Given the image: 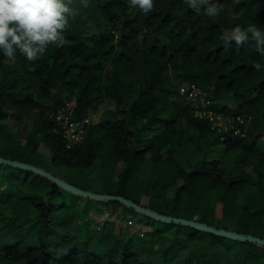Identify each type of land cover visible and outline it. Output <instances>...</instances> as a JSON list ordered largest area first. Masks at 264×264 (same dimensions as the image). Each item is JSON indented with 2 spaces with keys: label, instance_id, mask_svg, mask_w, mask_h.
Listing matches in <instances>:
<instances>
[{
  "label": "trees",
  "instance_id": "16d2710c",
  "mask_svg": "<svg viewBox=\"0 0 264 264\" xmlns=\"http://www.w3.org/2000/svg\"><path fill=\"white\" fill-rule=\"evenodd\" d=\"M221 2L224 10L209 18L182 0H155L147 14L129 0L71 1L76 15L64 46H50L35 61L17 53L12 62L0 53V157L79 172L96 167L105 186L118 189L112 195L130 200L129 188L147 190L161 215L188 203L193 211L212 210L244 236L264 231V73L252 67L264 56L251 39L242 46L226 39V31L250 22L264 31V0ZM193 86L207 91L219 114L233 118L239 134L218 133L210 120L192 114L182 101L183 89ZM68 103L77 120L96 115L103 103L115 109L68 148L52 118ZM246 116L249 126L237 120ZM11 121L22 125L12 127ZM10 168L0 164V264H247L248 245L258 255L257 247H264L230 240L233 255L209 257L190 253L194 248L187 245L189 254L180 257L172 248L179 235L159 227V220L143 219L141 235L150 241L138 242L130 232L115 236L105 226L110 221L103 224L89 213L102 216L100 204L114 205L107 215L118 222L136 210ZM200 234L192 233L190 241ZM209 235L213 246L216 234Z\"/></svg>",
  "mask_w": 264,
  "mask_h": 264
},
{
  "label": "rangeland",
  "instance_id": "374dc122",
  "mask_svg": "<svg viewBox=\"0 0 264 264\" xmlns=\"http://www.w3.org/2000/svg\"><path fill=\"white\" fill-rule=\"evenodd\" d=\"M73 1V0H71ZM98 1V0H97ZM85 4H87V2H85ZM230 32V30L226 31V35ZM90 34H92V32H90ZM188 87H185L183 89V92L187 91ZM188 101V99L184 98L182 102H186ZM222 102H220L221 104ZM223 105H230V102L228 101H224L222 103ZM115 107L110 104V103H103L100 107V111L99 113H97L96 115L90 114L88 116V119L91 120L93 123H98L101 119V117L103 116L104 112L107 110H114ZM10 125H12V127H16L14 125L17 126H21L22 122H10ZM32 125V124H30ZM67 137V141H69V145L73 143V139L69 136ZM41 152L44 153H48V150L45 146L41 147ZM47 156H49V153L46 154ZM35 166V165H33ZM45 167L42 166H35L38 169L51 174L52 176L61 179L63 181H65L66 183L73 185L83 191L86 192H90V193H96L99 195H104V196H114L112 194H114L118 189H111V188H107L105 186V181L104 179H102L101 177L103 176V174L101 173V171H98L97 168L95 167L94 169H92L90 172H79L77 170H70L67 168H53L51 165V168L48 166H46L44 164ZM10 169L15 170V172H19L21 169L19 167H13L10 166ZM121 166L118 167V171L116 174V178H113L112 182L114 184V182H116L115 180L117 179L118 175L122 172V170L120 169ZM109 171V170H108ZM142 172V171H141ZM30 175H35L38 174L34 171L29 170L28 172ZM107 173H112L111 171L107 172ZM145 174H149L148 170L144 169ZM39 175V174H38ZM42 175V174H40ZM44 176V175H42ZM126 194L128 197H130L131 201H133L136 205L143 207L147 210H151L154 212V209H156V205H150V201L152 198L151 194L147 193V190L144 189H140V188H129V191L126 190ZM105 203H107V201H104ZM110 202V201H108ZM97 204V202H95ZM95 204V205H96ZM98 205V204H97ZM100 206H102L105 211L103 212L102 216L101 214H99L97 211H92L91 214L89 213V216L94 218L96 217L97 221L102 222L103 224L107 221L108 224H106L105 226L107 227L108 230H111V232L115 235V236H122V234L124 232L128 233L130 232L131 234L137 235L136 240L138 242H142L145 238L146 241H150V237L145 235H141L142 233L145 232L144 227L146 226V223L144 222L143 219H146L145 216H148L144 213H141L140 211H136L137 213L134 214H130L131 216L129 217V221H121L118 220L114 221L113 217H109L108 215H110L113 211L114 205H110V204H100ZM165 209V205H162ZM181 207H183L181 209ZM181 207L177 208L176 206H171L167 207L165 210V214L163 215L165 217L168 218H178V219H184L187 221H193V222H197V223H201V224H205L208 225L209 227H213L216 230H226V231H232L234 229L233 225H228L225 221L220 220L219 217H217V215H215L213 213V211H209L207 212L208 209H205L204 206H200V207H196V209L193 211L192 207L189 206L188 203H184ZM158 213V212H157ZM108 214V215H107ZM205 214V215H202ZM171 216H177V217H171ZM35 217V215H34ZM116 220V219H115ZM136 222V224L134 223ZM158 223H160L161 228H166L168 231H172V233H177L179 236H177L178 238H176L174 245H173V249H175V252L178 253V255L180 257H183V255L185 254H189V252H187V245H192L191 247L194 248V250H192V248H190V253H196L201 254V253H205L206 255H208L209 257H212L214 254L216 253H221V255L225 256L228 255L229 253H231V255H233L235 253V248L233 250L230 249L229 246H227L228 244L232 245L234 244L231 241H234V239L232 240L231 238L222 236V235H215L216 239H217V243H214L213 246L210 242L211 238L209 237L211 233L208 234V232L205 231H199L194 229L193 227L190 226H186V225H179L176 223H169L167 224L164 221H157ZM139 223V224H137ZM32 224H30L31 227ZM113 229H112V228ZM219 228V229H217ZM195 232H201V234L198 236V238H195L194 240L190 241L189 236L192 233ZM237 233V232H235ZM239 234V233H238ZM254 234V235H253ZM243 235V234H240ZM247 236H252V237H256L259 239H264V231H260L258 233H252L251 235H247ZM152 241V238H151ZM238 241V240H237ZM240 243L241 242H237ZM240 244H236V246H241ZM216 245L218 247H216ZM257 248H260V250L258 249L259 254L262 256H264V247L263 246H258ZM231 250V251H230ZM213 251V252H211ZM2 253V250L0 249V254ZM256 253L255 248H251L248 245V249H247V253H246V259L248 260L247 264H264V257L258 255ZM190 256V255H189ZM206 263H202V264H211L209 262V259L205 260ZM225 261H229V259L225 260ZM192 264H198L197 262H193ZM213 264V262H212Z\"/></svg>",
  "mask_w": 264,
  "mask_h": 264
},
{
  "label": "clouds",
  "instance_id": "9594fccd",
  "mask_svg": "<svg viewBox=\"0 0 264 264\" xmlns=\"http://www.w3.org/2000/svg\"><path fill=\"white\" fill-rule=\"evenodd\" d=\"M197 15L215 18L224 10L221 0H182ZM71 0H0V53L14 62L17 53L28 61L41 58L50 47L60 48L67 43L65 30L70 18L76 12L70 7ZM133 8L145 14L155 7V0H129ZM234 20L240 19L234 13ZM229 43L242 46L250 39L255 42L256 51L264 56V31L255 23L246 27L236 25L226 35ZM257 73H264V63L253 61Z\"/></svg>",
  "mask_w": 264,
  "mask_h": 264
},
{
  "label": "built area",
  "instance_id": "2783aa9c",
  "mask_svg": "<svg viewBox=\"0 0 264 264\" xmlns=\"http://www.w3.org/2000/svg\"><path fill=\"white\" fill-rule=\"evenodd\" d=\"M184 98L188 99L191 105L192 114L198 119H208L212 122V130L218 133L229 132L236 130V134L240 133L241 128H236L233 124V118L223 116L216 111L214 103L206 90L193 86L188 87V90L183 92ZM52 118L63 129L64 136H69L73 139V143L67 147L70 148L75 144H81L84 141L89 125L92 123L88 117L77 120L73 116L72 104H65L60 107L57 112L52 113ZM242 124H250L251 117H243L237 119ZM249 126V125H248ZM242 136H245L243 133Z\"/></svg>",
  "mask_w": 264,
  "mask_h": 264
},
{
  "label": "water",
  "instance_id": "95a60500",
  "mask_svg": "<svg viewBox=\"0 0 264 264\" xmlns=\"http://www.w3.org/2000/svg\"><path fill=\"white\" fill-rule=\"evenodd\" d=\"M0 164H7L10 166H14V167H19V168H23L26 170H30V171H34L38 174H42L52 180H54L55 182H57L61 187H63L64 189L73 192L79 196L85 197V198H91L94 199L96 201H119V202H123L125 203L127 206H129L130 208L136 210V211H140L141 213H144L154 219L160 220V221H164V222H175V223H179V224H183L186 226H190L193 228H196L198 230H202L211 234H216V235H222L234 240H239V241H243V242H252V243H257L260 245H264V239H259L256 237H252V236H244V235H240L238 233L235 232H231V231H226V230H216L213 227H209L208 225L205 224H201V223H197V222H193V221H187L184 219H178V218H168L165 217L157 212L151 211V210H147L143 207H140L138 205H136L133 201L125 199V198H121V197H117V196H104V195H99L96 193H90V192H86L83 191L73 185H70L68 183H66L65 181L58 179L54 176H52L51 174H48L40 169H38L35 166L32 165H27V164H23V163H19V162H14V161H10V160H6L2 157H0Z\"/></svg>",
  "mask_w": 264,
  "mask_h": 264
}]
</instances>
